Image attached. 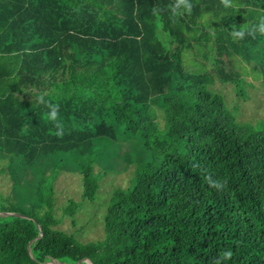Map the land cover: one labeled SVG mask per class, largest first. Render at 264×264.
Wrapping results in <instances>:
<instances>
[{"label": "trees", "instance_id": "obj_1", "mask_svg": "<svg viewBox=\"0 0 264 264\" xmlns=\"http://www.w3.org/2000/svg\"><path fill=\"white\" fill-rule=\"evenodd\" d=\"M175 2L0 0V174L11 181L0 212L21 214H0V264H215L225 250L221 264H264V125L239 122L209 88L217 77L243 94L240 61L264 78V34L233 36L259 23L264 0H189L180 15ZM41 95L59 105L62 137ZM121 141L134 144L123 161L135 172L111 196L105 239L58 228V174L72 166L93 200L95 165L116 170Z\"/></svg>", "mask_w": 264, "mask_h": 264}, {"label": "rangeland", "instance_id": "obj_2", "mask_svg": "<svg viewBox=\"0 0 264 264\" xmlns=\"http://www.w3.org/2000/svg\"><path fill=\"white\" fill-rule=\"evenodd\" d=\"M194 52L185 58L192 68L199 66L200 62H204L203 57L197 51ZM241 64L244 65V69ZM206 69L212 71L208 61L206 62ZM236 70L241 71L243 94L238 92L234 82L223 81L217 77L209 85V88L223 95L226 106L239 122L249 123L258 128L264 125L263 75L256 73L244 61H240ZM157 120L163 128L165 118L159 110ZM130 148H134L133 143L121 141L119 146L121 161L116 166V170H106L101 165L103 163L95 165V171L102 177L99 180V187L93 200L83 197V181L80 172L72 169L70 165V167L61 170L54 181L55 204L53 211L54 215L59 218L58 228L74 233L77 238L85 242L105 239L104 222L111 196L116 188L129 186L134 177L135 165L131 164L125 168L123 161V152L128 149L130 151ZM33 173V170H29L27 172L28 178L34 176ZM0 189L6 194L11 190V181L5 174H0ZM70 199L77 203L73 216L65 214L64 211Z\"/></svg>", "mask_w": 264, "mask_h": 264}, {"label": "clouds", "instance_id": "obj_3", "mask_svg": "<svg viewBox=\"0 0 264 264\" xmlns=\"http://www.w3.org/2000/svg\"><path fill=\"white\" fill-rule=\"evenodd\" d=\"M220 3L225 7H234L232 0H220ZM174 15H180V9L183 8L186 12H191L192 5L189 2V0H176L174 5L169 6ZM158 9L153 8V14H158ZM256 32H259L261 34H264V17H261L259 19V23L256 25L248 26V25H242L239 30H233V36L238 39H243L245 34L255 36ZM38 103H43L46 108L49 109V111L43 113V119L48 122H52L55 128V131L50 130L51 134L56 135L57 137H62L63 135V124L60 121L59 118V105L51 103L49 101H45L43 96L37 97ZM206 181H208L209 186L212 188H216L217 190H222L224 185L227 183V181H219V180H212L210 174L205 175ZM233 253L231 250H225L219 254V258L215 261V264H221L222 260H230Z\"/></svg>", "mask_w": 264, "mask_h": 264}, {"label": "water", "instance_id": "obj_4", "mask_svg": "<svg viewBox=\"0 0 264 264\" xmlns=\"http://www.w3.org/2000/svg\"><path fill=\"white\" fill-rule=\"evenodd\" d=\"M0 214L21 215L19 213H15V212H0ZM40 235H42V232H41ZM81 261H85L87 264H93L92 260L90 258H87V257L86 258H83V259H81V260H79V261H77L75 263H66V264H79ZM44 264H50V263L46 261V262H44Z\"/></svg>", "mask_w": 264, "mask_h": 264}, {"label": "bare ground", "instance_id": "obj_5", "mask_svg": "<svg viewBox=\"0 0 264 264\" xmlns=\"http://www.w3.org/2000/svg\"><path fill=\"white\" fill-rule=\"evenodd\" d=\"M54 262H55V263H63V262H59V261H57L56 259L54 260ZM63 264H64V263H63Z\"/></svg>", "mask_w": 264, "mask_h": 264}]
</instances>
